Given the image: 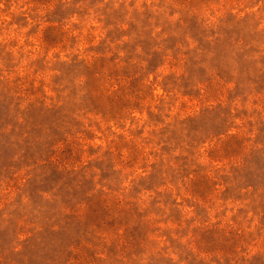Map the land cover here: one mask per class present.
<instances>
[{
	"label": "rangeland",
	"instance_id": "374dc122",
	"mask_svg": "<svg viewBox=\"0 0 264 264\" xmlns=\"http://www.w3.org/2000/svg\"><path fill=\"white\" fill-rule=\"evenodd\" d=\"M0 264H264V0H0Z\"/></svg>",
	"mask_w": 264,
	"mask_h": 264
}]
</instances>
